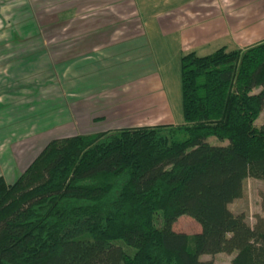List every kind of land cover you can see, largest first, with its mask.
<instances>
[{
	"label": "trees",
	"instance_id": "obj_1",
	"mask_svg": "<svg viewBox=\"0 0 264 264\" xmlns=\"http://www.w3.org/2000/svg\"><path fill=\"white\" fill-rule=\"evenodd\" d=\"M179 92L180 123L54 138L0 176V264H264V194L252 223L228 208L264 180V40L181 54Z\"/></svg>",
	"mask_w": 264,
	"mask_h": 264
},
{
	"label": "crops",
	"instance_id": "obj_2",
	"mask_svg": "<svg viewBox=\"0 0 264 264\" xmlns=\"http://www.w3.org/2000/svg\"><path fill=\"white\" fill-rule=\"evenodd\" d=\"M51 4V15L43 16L38 5L30 10L37 25L29 41L12 44L13 50H30L29 58L0 56L4 179L18 175L47 141L68 133L172 123L167 92L176 90L181 54L242 49L264 40V0ZM7 43L0 41V52ZM27 101L29 109L20 108Z\"/></svg>",
	"mask_w": 264,
	"mask_h": 264
},
{
	"label": "rangeland",
	"instance_id": "obj_3",
	"mask_svg": "<svg viewBox=\"0 0 264 264\" xmlns=\"http://www.w3.org/2000/svg\"><path fill=\"white\" fill-rule=\"evenodd\" d=\"M38 5L42 10V15H51V0H0V41L6 40L10 43H7L2 48L0 52V56L9 59L14 57H19L20 55L22 59L29 58V55H26L30 52V50H13L15 46L12 44L26 43L29 41L31 36L30 31L35 28L37 25L36 19L30 17L31 11L34 10ZM39 9V8H38ZM29 32V33H28ZM4 42V41H3ZM215 48V47H214ZM26 49V48H25ZM214 50V49H213ZM5 68L0 67V72H3ZM176 90L174 92H167L170 98V104L172 105V109H170L172 114V123H180L182 121L181 109H180V93H179V81L176 79ZM173 96H176L174 98ZM24 97H22L23 100ZM28 100V99H26ZM5 100H2V104ZM39 102H43L39 100ZM44 104V102H43ZM22 109H29V101L22 104L20 106ZM264 120V110H262L259 116L255 119L254 124L257 126ZM21 134H25L23 131ZM70 134L74 133H68ZM183 136H180L182 138ZM27 139V138H26ZM19 140L18 141H24ZM210 144H221L225 143V140H219L213 136L206 137L205 139ZM21 146V145H19ZM2 150V146L0 147V151ZM36 156V155H35ZM34 156V157H35ZM33 157V158H34ZM32 158V159H33ZM31 159V160H32ZM15 174V171H13ZM17 176V175H16ZM16 176L14 177L12 173L5 177L6 182H12ZM259 194H264V180L257 178H246L244 182V189L242 196L240 198L234 199L228 204V208L232 212H244L246 214L247 221L252 223L253 218L252 215L255 213L263 214L259 207ZM172 229L175 231L183 232L186 234H192L199 230L198 224L188 215L182 214L176 218V220L172 223ZM201 260L211 258L214 264H229V260L231 258V254L227 253H217L212 256L202 254L199 257Z\"/></svg>",
	"mask_w": 264,
	"mask_h": 264
}]
</instances>
